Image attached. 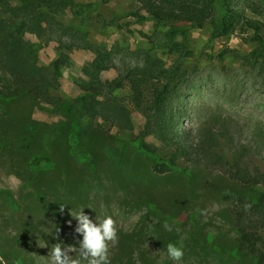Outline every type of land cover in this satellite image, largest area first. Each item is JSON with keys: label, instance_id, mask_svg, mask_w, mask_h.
Returning a JSON list of instances; mask_svg holds the SVG:
<instances>
[{"label": "rangeland", "instance_id": "obj_1", "mask_svg": "<svg viewBox=\"0 0 264 264\" xmlns=\"http://www.w3.org/2000/svg\"><path fill=\"white\" fill-rule=\"evenodd\" d=\"M123 6L130 7L131 3L109 5L115 9ZM73 11L63 15L64 23ZM91 18L95 26L88 38L105 43L113 51L111 67L101 73L103 81L114 79L122 64H138L137 45L144 46L141 33L148 34L151 22L130 26L119 20L118 14L112 15L110 9L101 12L100 17L94 11ZM101 18H105V26L95 23ZM212 32L213 26L207 21L189 37L193 56L186 61L191 63L194 58L199 72L193 74L187 90H182L174 101L180 129L217 130L219 124H209L208 119L221 116L231 126L233 145H246L253 150L250 156L262 159L264 86L251 85V76L245 72L248 66L239 60L252 44L237 33L211 38ZM66 36L62 39L74 46L62 50L67 56L61 68L63 77L48 99L35 97L0 71V264H55L49 259L55 243L67 248L65 255L71 261L77 255L73 248L79 249L83 240V234L75 231L79 224L71 213L81 209L93 220L96 215L113 216L117 242L109 247L110 264L235 262L232 211L244 205L249 186L232 179L230 167L224 168L225 173L205 167L158 173L134 142L125 146L111 143L96 125L82 136L85 156L80 154L79 143L68 140L69 119L61 105L83 93L81 81L85 82L87 76L82 68L95 54L79 40H71L70 36L68 40ZM23 39L40 45V65L48 66L57 57L55 41L46 43L39 34L27 31ZM149 53L165 57L160 49ZM118 93L131 91L125 85ZM131 114L136 125L143 123L140 111L132 110ZM101 123L103 128L110 127V122ZM110 132L127 131L113 125ZM148 142L158 150H172L156 138L150 137ZM219 148L230 159V146L220 144ZM42 152L51 157L52 165L30 168V158ZM165 222L172 231L164 229ZM169 243L182 247L183 256L177 262L167 257Z\"/></svg>", "mask_w": 264, "mask_h": 264}, {"label": "trees", "instance_id": "obj_2", "mask_svg": "<svg viewBox=\"0 0 264 264\" xmlns=\"http://www.w3.org/2000/svg\"><path fill=\"white\" fill-rule=\"evenodd\" d=\"M121 1H128L131 6L109 7ZM72 9L71 18L64 23L63 15ZM106 9L130 26L152 23L148 34L139 31L145 43L137 45L138 64H122L119 74L109 81H103L101 73L111 67L113 51L105 43L88 38L95 26L91 13L97 11L100 17ZM262 15L264 0H0V71L35 97L46 100L63 77L61 68L67 56L62 50H72L74 46L66 43L63 35L91 48L95 55L82 68L87 76L85 82L81 81L83 93L61 105L65 118L69 119L68 140L79 143L80 154L85 156L82 136L96 125L111 143L125 146L134 142L137 151L151 160L153 170L158 173L189 172L200 167L224 172L225 167H230L234 172L231 178L248 184L249 188L244 205L232 211L237 260L229 264H264V158L250 156L253 150L246 145H233L229 135L231 126L221 116L208 119L209 124H219L217 130L211 127L201 132L182 131L179 109L174 106L182 90H187L193 74L199 72L194 58L192 65L186 61L193 56L190 34L207 21L213 26L211 38L237 33L252 44L239 60L248 66L245 72L251 76V85L264 86ZM96 22H101V26L106 24L105 18ZM26 31L39 34L46 43L56 42L57 57L48 66L39 64L40 45L24 41ZM154 49L162 50L165 57L149 53ZM125 85L131 94L118 93ZM132 110L142 113L141 125L135 124ZM101 122H110V127L119 125L128 133L113 134ZM150 137L172 150H158L148 142ZM29 143L26 140V146ZM220 144L230 146V159L224 157ZM179 157L184 161H179ZM52 163L44 152L34 154L28 161L33 169Z\"/></svg>", "mask_w": 264, "mask_h": 264}, {"label": "clouds", "instance_id": "obj_3", "mask_svg": "<svg viewBox=\"0 0 264 264\" xmlns=\"http://www.w3.org/2000/svg\"><path fill=\"white\" fill-rule=\"evenodd\" d=\"M83 210L71 213L72 218L76 219L79 224L75 231L83 234V240L79 242V249L73 248L74 251H77L76 257L69 261L65 255L67 248L55 243L51 247V256L49 257L55 264H110L109 247H114L117 242V228L113 216L109 214L96 215L93 220ZM69 223L71 222L69 221ZM163 227L166 231H172V227L166 222ZM166 253L168 259L173 262L179 261L183 256L182 247L172 243L167 245Z\"/></svg>", "mask_w": 264, "mask_h": 264}]
</instances>
